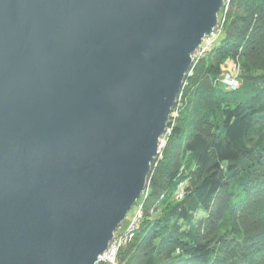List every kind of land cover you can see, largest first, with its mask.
I'll list each match as a JSON object with an SVG mask.
<instances>
[{"label": "water", "instance_id": "95a60500", "mask_svg": "<svg viewBox=\"0 0 264 264\" xmlns=\"http://www.w3.org/2000/svg\"><path fill=\"white\" fill-rule=\"evenodd\" d=\"M221 2L0 0V264H97Z\"/></svg>", "mask_w": 264, "mask_h": 264}, {"label": "trees", "instance_id": "16d2710c", "mask_svg": "<svg viewBox=\"0 0 264 264\" xmlns=\"http://www.w3.org/2000/svg\"><path fill=\"white\" fill-rule=\"evenodd\" d=\"M222 30L184 77L115 264H264V0H230ZM236 57L226 90L216 79Z\"/></svg>", "mask_w": 264, "mask_h": 264}, {"label": "rangeland", "instance_id": "374dc122", "mask_svg": "<svg viewBox=\"0 0 264 264\" xmlns=\"http://www.w3.org/2000/svg\"><path fill=\"white\" fill-rule=\"evenodd\" d=\"M229 3H230V0H228V2H226V1H224V0H222V2H221V7H220V9H219V11L217 12V15H216V23H215V25H214V27L211 29V31L209 32V34H207V35H204L203 37H202V39H201V42L198 44V46L194 49V51L190 54V56H191V62H190V66H189V68H188V70H187V72L185 73V75L187 74V75H191L192 74V70H193V67H194V64L199 60V58L201 57V56H203L215 43H217V41L219 40V37L222 35V33H223V30L221 29V28H223V23H224V20L222 19V17H224V11H227V9H228V5H229ZM224 9V10H223ZM221 27V28H220ZM217 32H219V34H218V36H217V38H216V40L211 44V45H209V47L207 48H205V50L200 54V55H197L196 54V52L197 51H200L201 49H202V47H204V46H206L207 45V41H209L208 39H211V38H213L214 37V35L217 33ZM196 61V62H195ZM237 62V64H238V66H239V68H241L240 67V64H239V61H238V58L236 57L234 60L232 59V58H228L227 60H226V63H225V65H224V67H223V71H222V73H221V75L218 77V79H216V82H218V83H220L221 85H222V87L224 88V89H226V90H228V87H227V82L225 81V80H223L224 79V76L226 75V74H231V69H232V65H233V62ZM240 71H241V69H240ZM234 72V71H233ZM185 75H184V77H185ZM239 75H240V73L237 75V79H239ZM183 80H184V78H183ZM237 84V83H236ZM234 85V84H232L233 86H234V88L236 87V86H239V82H238V84L237 85ZM182 85H183V81H182V84H181V87H182ZM230 89H232V88H230ZM180 92V91H179ZM179 95V94H178ZM177 95V96H178ZM170 116V115H169ZM169 116H168V119H169ZM174 115H172V117H173ZM168 121V120H167ZM166 125H167V123H166ZM167 126H166V128H165V130L163 131V133L159 136V138H158V145L160 144V142L163 140H165L166 139V136H167V134L169 133V131L167 132ZM157 155V154H156ZM155 155V156H156ZM146 185H147V182L145 183ZM145 192V186H144V188H143V190H142V192H140V195H139V197H138V199L134 202V204L132 205V207L130 208V210L126 213V216H125V218L121 221V223H120V227H121V229L123 228V226L131 219V221H133V219H134V217H137L136 216V213H137V210L138 209H140L141 208V210H142V199H144V197L147 195V193H144ZM183 193H184V188L182 187V188H179L178 189V191H177V193H176V198H178V199H180L181 197H182V195H183ZM137 203V204H136ZM135 207H137L136 208V211H135ZM130 221V222H131ZM130 222H129V224H130ZM128 224V225H129ZM119 227V228H120ZM123 229H125V228H123ZM118 230V229H117ZM117 230H115V232L117 231ZM111 239H113V236H112V238Z\"/></svg>", "mask_w": 264, "mask_h": 264}, {"label": "built area", "instance_id": "2783aa9c", "mask_svg": "<svg viewBox=\"0 0 264 264\" xmlns=\"http://www.w3.org/2000/svg\"><path fill=\"white\" fill-rule=\"evenodd\" d=\"M225 1L228 2V0H225ZM222 19L224 20V17H222ZM218 34H219V32H217L214 35L213 38L208 39L209 41H207L208 42L207 45L204 46V47H202V49L200 51H197L196 54L197 55H200L205 50L206 47L208 48L209 45H211L216 40ZM231 70H232L231 71V74H226L224 76V79H223V80H225L228 83L227 84L228 89L234 88V86L232 84H234V85L236 83L238 84L237 75L240 73V68H239L237 62L234 61ZM169 130L170 129L167 128V132ZM162 146H163V140L158 145L157 154H159V151L162 148ZM146 191H147V188L145 187V192L144 193H146ZM136 216L137 217H134L133 221H131L130 224L123 231L114 234L113 239L110 240V243L107 245L106 249L103 251L102 254H100L98 256V262H99V264H108L109 262L112 263V262H114L116 260L117 253H118L119 249L122 246H124L125 244H127V242L132 237V234H133L132 231L134 230V228H135L138 220L142 216V210H141V208L137 210Z\"/></svg>", "mask_w": 264, "mask_h": 264}, {"label": "bare ground", "instance_id": "6f19581e", "mask_svg": "<svg viewBox=\"0 0 264 264\" xmlns=\"http://www.w3.org/2000/svg\"><path fill=\"white\" fill-rule=\"evenodd\" d=\"M224 1H225V0H224ZM223 10H224V9H223ZM225 12H226V11H224V13H225ZM237 80L239 81V79H237ZM171 108H172V107H171ZM171 113H172V111L170 110L169 115H170ZM160 150H161V149H160ZM159 152H160V151H159ZM131 219H132V218H131ZM120 223H121V222H120ZM117 229H119V225H118V227L116 228V230H117ZM120 229H121V227H120ZM133 231H134V230H133ZM133 231H132V232H133ZM118 232H119V230H117L116 232L114 231L113 236H114V234H116V233H118ZM109 243H110V241L108 242V244H109ZM108 244H107V245H108ZM96 262L99 264V262H98V258H97V261H96ZM115 263H116V260H115L114 262H112V263L109 262L108 264H115Z\"/></svg>", "mask_w": 264, "mask_h": 264}]
</instances>
